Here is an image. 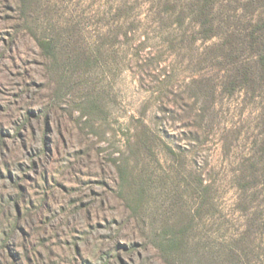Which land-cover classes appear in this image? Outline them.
<instances>
[{
	"label": "rangeland",
	"instance_id": "374dc122",
	"mask_svg": "<svg viewBox=\"0 0 264 264\" xmlns=\"http://www.w3.org/2000/svg\"><path fill=\"white\" fill-rule=\"evenodd\" d=\"M259 22L264 0H0V264H184L157 248L181 229L193 264H264V186L237 182L264 84L231 92L222 48L257 77Z\"/></svg>",
	"mask_w": 264,
	"mask_h": 264
},
{
	"label": "trees",
	"instance_id": "16d2710c",
	"mask_svg": "<svg viewBox=\"0 0 264 264\" xmlns=\"http://www.w3.org/2000/svg\"><path fill=\"white\" fill-rule=\"evenodd\" d=\"M211 2V0H210ZM207 6V5H206ZM214 8L213 3L210 4L209 6V12L212 11ZM202 9V6H201ZM211 23V22H210ZM263 33H264V22L261 23H255L253 28L251 29L250 32H248V39L247 42L249 46L251 47V50L253 53H257L258 59H257V64H258V69H257V77L253 76V72L251 71L250 67H242L239 65L238 59L236 57H233L231 54L232 52V45H234V34L231 33L227 37V40L223 43L222 48L227 49L228 53L226 55L231 58V63H234V74L232 76V80H230L229 83V88L230 91L233 92L236 88H239L242 84H255L259 83L264 84V38H263ZM209 37H212L214 35H208ZM43 47L49 48L48 43H43ZM227 46V47H226ZM236 65V66H235ZM262 148L261 152H264V138H262ZM249 171L251 172L250 177L256 178V181L250 178L245 174L243 171L240 173V175L237 176V182L239 185V188L241 189L242 192H245L248 190V188L255 186L257 184H261L264 186V165L262 168H260V175H257L256 172H259V169H257V166L255 163L250 164V167H248ZM258 176H261L260 178ZM258 178V179H257ZM254 180V181H253ZM187 230L181 229V230H175L171 235H169L168 238H164L158 243L159 250L166 254L167 256H175L176 259H179V261L183 262L184 264H193L194 256L190 254V251H186V246H187V236H186ZM196 262V261H194ZM232 263V262H231Z\"/></svg>",
	"mask_w": 264,
	"mask_h": 264
}]
</instances>
